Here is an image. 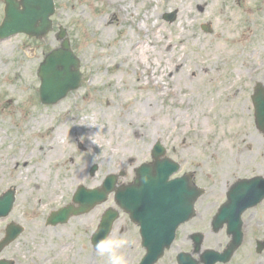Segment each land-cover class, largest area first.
<instances>
[{
    "label": "rangeland",
    "instance_id": "374dc122",
    "mask_svg": "<svg viewBox=\"0 0 264 264\" xmlns=\"http://www.w3.org/2000/svg\"><path fill=\"white\" fill-rule=\"evenodd\" d=\"M116 1L118 5L128 7V22L123 20L114 24L115 17L108 14V11L102 14L100 22L95 21L94 17L103 11V0H53L55 11L50 17L52 30L47 35L41 39L28 38L23 34L8 38L6 44L8 55L0 56L5 65L0 69V134L4 136L28 135L29 141L41 142L45 138L57 137V132L52 129L53 127L66 129L67 134L63 131L66 147L57 151L55 169L52 168V164L49 165V169L50 178L67 184L68 190L65 186L60 187L62 194L57 199V203L42 208L30 192L22 195L18 189V186L26 181L25 174L21 173L25 168V161H19L13 168L0 170V194L11 187L15 189V202L11 211L0 218V239L4 236L5 224L11 221L24 228L23 233L0 252V259L13 260L15 264H108V257L99 255L91 245L90 233L96 229L104 209L116 208L113 197L110 196L106 202L97 205L85 214L72 217L65 224L45 225L48 211L57 210L60 206L70 202L76 186L83 185L95 189L101 186L106 175L118 174L122 171L125 174L117 178V184L132 182L135 177L134 167L151 160L152 145L156 141H160L165 149H168L170 145L175 146L177 151L186 148L189 156L186 167L194 171L197 177L203 178L204 176L205 180H201L200 184L205 183V185L215 183L216 178L211 174L218 176V170L222 166L217 164L222 160L219 159V151H223L226 154L225 161L231 160L230 180L235 171L233 163L235 154L242 152L240 160H244L248 155L243 147L245 143L252 141L251 144L254 146V140L262 138L255 130L250 94L254 83L264 80V44H260L259 54L254 55L259 65L247 74L232 77L235 82L233 88L228 92H221L212 102L211 114L209 116L199 115L200 122L204 119L205 123L208 122V125H205L208 126L209 132L205 137L195 136L193 132L196 128V120L191 112L194 100L196 96H205L208 85L219 83L227 77V71L221 75L222 65L226 64V70L231 69L229 67L234 57L227 59L225 54H217L216 58L219 59V63L205 64L201 62L209 57L206 49H201L200 46L193 47V41L186 46H181L179 49L184 50L181 52L183 61L179 63L177 71L172 69L174 73L168 77L156 73L155 76L159 78L161 84H164L165 89L177 88L180 92V100L183 99V101L182 103L177 102L178 100L171 92L159 95L161 92L155 87L147 86L145 75L141 76V83H138L136 73L139 74L143 68L138 63L132 62L125 46L132 38L136 41L145 35L154 22L160 29L170 33V28L178 22L179 6H170L164 0H148L143 6H140L142 0ZM176 1L189 8L197 17L189 25L188 33L208 37L218 31L225 34L223 29L230 22L229 3L244 0H229V3L224 5L226 17L216 16L213 22L207 21V17L203 16L204 7L198 5L196 0ZM215 3V7H219L221 0H215ZM3 7V0H0V24L4 18ZM76 8L80 9V14H76ZM145 9L156 10L155 17L150 18L149 22L141 19ZM262 11H264V0H246L245 4L240 7L238 22L245 15L254 18L258 14L261 15ZM173 13H175V19L172 22L163 18L165 14ZM259 23L262 24L261 21ZM204 25L209 26V32L204 30ZM60 28L65 30L73 54L79 59L81 83L77 89L68 92L55 104L44 105L38 98L40 79L36 71L44 55L59 47L60 41L56 38V34ZM104 31L106 33H103ZM241 31L238 30L236 33V39L240 41L244 38ZM257 35L252 33L246 45L254 46L258 40ZM108 51L112 52V57L109 59L98 55ZM237 53L239 51L235 54ZM153 58L155 63L152 65L145 63L144 66L148 64L154 68L155 65L161 70L162 63L157 60L156 56ZM204 64L207 65L206 68L201 69ZM183 67L189 70L184 78L179 70ZM190 95L194 100L189 98ZM224 100H227L230 107L221 113L220 103ZM144 102L145 107L141 104ZM237 102L243 103L242 108L236 107ZM138 107L142 111H154L152 118L136 113ZM126 111L128 113H125ZM120 112H122L121 117H119ZM173 114L177 116L178 123L169 122ZM36 115H41L45 123L39 128L35 126V129H30L27 119ZM83 118L86 123H95V127L99 129L95 135H91L90 139L83 133L84 126L79 124V120ZM121 118L128 122L138 121L139 125H143L142 127L147 126L155 138L142 137L140 133L126 129L127 124L123 125ZM144 129L146 130L145 127ZM58 140L57 137L55 141ZM182 140H185L186 146L179 144ZM10 144V140L5 141L0 148L3 160L16 156L17 147L10 146ZM128 145L130 146L127 147ZM111 149L124 154L125 157L109 163L104 161V152ZM200 151H202L199 154L200 157L194 158L195 154ZM32 161L35 159L31 155L27 159V164ZM202 162L204 163L201 169H196V164ZM3 164L7 165L6 162ZM94 164L97 165V170L90 175L89 169ZM79 169L84 170L79 176L80 182L72 186L70 184L71 173H77ZM182 171L183 169L178 173L181 174ZM94 180L97 183L91 185ZM20 195L23 200H20ZM213 213L214 210L210 207L199 211L203 219H209ZM121 218L127 220L128 216L121 215ZM36 222L41 224L47 232L52 233V236H45L44 241L40 243L36 240L30 241L34 245L29 244L28 249H34H29L31 254L24 256L23 241ZM119 237L120 235L116 233L115 237H110V239H119ZM134 246L136 247V244L129 246L130 251L128 245L117 250V254L125 258L126 264H136L142 254ZM56 251L61 253L56 255Z\"/></svg>",
    "mask_w": 264,
    "mask_h": 264
},
{
    "label": "bare ground",
    "instance_id": "6f19581e",
    "mask_svg": "<svg viewBox=\"0 0 264 264\" xmlns=\"http://www.w3.org/2000/svg\"><path fill=\"white\" fill-rule=\"evenodd\" d=\"M164 1L168 2L170 6H179L177 16L178 22L170 28L171 32L166 33L162 30V28L160 29L154 22L153 25H151V27L147 29L146 34L142 35L141 38L136 41L132 38V40L128 41L126 43L125 49L130 53L129 55L130 58H132V62L138 63L140 67L143 68V71H140L139 74L136 73V80L138 81V83H141V76L144 77L145 75V82L147 86H153V88L155 87L157 91L161 92L159 93V95H163L166 92H171L174 98L178 100L177 102L179 103H182L183 99L180 100V92L178 91V89L173 87H171V89L169 90L165 89V86H163L164 84H161L159 82V78L155 76V73L163 74L168 77L174 73L172 72V69L174 71H177L176 69L179 66V63H182L183 61V57H181V52H184V50L181 51L179 49L181 46H186L191 41H193V47L200 46L199 48L206 49L209 53V57L207 60L201 62L205 64L219 63V59L216 58L217 54H225L227 59L234 57V60L232 61V63H230L229 67L231 69L226 70V64L222 65L223 70L221 71V75L225 74L227 71V77L225 79H223L219 83H212L208 85L206 88L207 92H205L204 97L196 96V100H194L192 95L189 96L190 99L194 100L191 112L196 120V128L193 133H195V136L199 135V137H205L206 134L209 132L207 126L208 122L205 123V119L200 122L201 120L199 119V115L209 116L211 114L212 111L210 110L212 109V102L216 98H218L221 92H228L231 90V88H233L235 82L233 81L232 77H237L243 73L247 74L250 70L254 69L256 65H259V62L257 58L254 57V55L257 56L259 54V51L261 50L260 44H264V11L261 12V15L258 14L254 16V18H250L249 16L245 15L238 22V17L240 16V7L245 4L246 0H244L243 2L238 1L237 3L233 2L232 4L229 3V0H221V5L219 7H215V0H196V2H198V5L204 7L203 16L207 17V21L213 22V18L216 16L226 17V11L224 8L225 4L229 3V8L231 9L229 14L230 22H228V24H226L223 29L225 34L218 31L215 32L212 36L203 37L197 33H188L190 31L189 25L194 22L195 18H197L195 16V13L190 11L189 8L183 6V4L178 3L176 0ZM145 2L147 3L148 0H142L140 6H143ZM103 5V11L100 12L96 17H94L95 21L100 22L102 14L107 13V11L108 14H111L115 17L114 24L123 20L125 22L129 21L127 20V6L122 7L121 5H118L116 0H104ZM141 8L143 9V7ZM75 12L76 14H80L81 11L80 9L76 8ZM155 12L156 10L152 11L145 9L144 14L142 15L143 17L141 19H143L144 22H149L150 18L155 17ZM259 21H261L262 24H260ZM233 22H235L234 25ZM238 30H242L241 32H243L244 35V38L241 41L236 39V33ZM103 33H106V31H104ZM252 33L258 34V40L256 41V44L254 46H247L246 44L248 43L249 37ZM7 43L8 40L6 39L0 42V56H3L4 54L5 56L8 55V48L6 45ZM120 48L123 49L124 46H120ZM238 51L239 53L235 54ZM98 55L101 58H104L103 56H106L109 59L110 57H112V52L108 51L105 53H99ZM155 56L157 57V60L162 63L161 70L159 69V67H155V65V69L151 66H148V64L147 66H144L145 63H149L150 65H152V63H155V59L153 58ZM126 60L128 61L127 58ZM205 64L202 65L201 69L206 68L207 65ZM4 66L5 65L3 64V61L0 57V69L4 68ZM187 67L189 68V66ZM58 70L61 71L60 69ZM179 70L183 78L185 77L186 73L188 74L189 71L185 69V67ZM62 72L63 69L61 73ZM141 104L143 107L146 106L145 102ZM242 105L243 103H236V107L239 109L242 108ZM229 107L230 104H228L227 100L221 102V113H224ZM125 113H128V111H126ZM136 113H139L141 116L152 118V113H154V111H142L138 107ZM119 114V117H121L122 112H120ZM27 120V124L30 123V129H35V126L39 128V126L45 123V119L42 118L41 115L32 116L30 119ZM121 120L123 122V125L127 124L126 129H132L137 134L140 133V136L142 137L146 136L150 139L155 138L152 131L147 126H144L146 128L145 130L144 127H142L143 125H139L138 121L128 122V120H124L123 118H121ZM169 122L178 123L179 121L177 116L173 114ZM229 123H231V121ZM79 124L81 126H84L83 128H85V130L83 131V133L86 134L89 139L91 138V135H95L99 131V129L95 127V123H86L84 118L79 120ZM52 129L57 132V137L60 141H55L57 137H50L45 138L41 142H32L29 141L30 139L28 135L4 136L0 134V148L4 145L5 141L8 142L9 140L11 142L10 146L17 147L16 156L11 157L9 160H6L5 158L3 160V155L1 153L2 151L0 150V170L4 171L7 168H13L19 161H25V168L23 169V171H21V173L25 174L26 181L25 183L20 184L18 186V189L20 193L22 192V195H25L27 194V192H30L32 196H34V199H37L38 204H40V207L42 208H46L48 206H52L54 203H57V199L62 194L60 187L65 186L66 190H68L67 184L65 185L62 181L59 182L56 179L50 178L51 171L49 169V165L52 164V168L55 169V166L57 164L55 161V155L57 154L58 150H61L66 147L64 145L65 134L63 133V131L67 134V131L64 128L56 126ZM73 130L74 128L72 129V131ZM27 133L28 132L26 131V134ZM89 143L91 144V142ZM129 146L130 145H128L127 147ZM137 154L139 156H143L142 154ZM31 155L34 156L35 161H32V163L27 164V159H29ZM104 157V161H108L109 163L119 158L121 159L122 157H125V155L119 154L116 150L111 149L110 151L106 150L104 152ZM101 158L102 155L100 159ZM4 162H6L7 165L3 164ZM226 163L228 164L223 165L220 169L221 179H224L227 176V173L231 167L230 160L226 161ZM83 169H79L77 173H71L70 184H72V186L80 182L79 176L83 173ZM96 183L97 181L94 180L91 182V185H95ZM216 188H218V186L215 185V189ZM224 189L227 190L224 186L221 185L219 191L223 192ZM22 195H20V200H23ZM45 236H52V233L47 232L41 224L36 222L35 225L30 228L23 241V245L25 246V250H23L24 256H26L27 254H31L29 249H34H28V245L33 244L30 241L36 240L38 243H40V241H44ZM128 248L130 251L131 248L129 246ZM60 253L61 252L56 251V255Z\"/></svg>",
    "mask_w": 264,
    "mask_h": 264
},
{
    "label": "water",
    "instance_id": "95a60500",
    "mask_svg": "<svg viewBox=\"0 0 264 264\" xmlns=\"http://www.w3.org/2000/svg\"><path fill=\"white\" fill-rule=\"evenodd\" d=\"M5 19L0 26V38L7 37L8 35L23 32L29 36L41 38L51 28L50 15L54 12V5L52 0H4ZM165 18H169L170 21L174 19V14L165 15ZM65 32L63 30L57 35L61 40V46L59 49L51 52L46 56V60L43 64L39 65V77L42 80L40 87L41 99L45 103H54L59 100L69 90L75 89L80 84V75L78 73V59L72 54L69 47L68 40L64 38ZM52 66L61 67L63 69V75L52 74L50 69ZM256 103V118L259 128L262 130L264 127V93L258 91L255 99ZM160 147L156 144L153 157L155 164L152 167H146L143 165L137 171V178L134 185L127 188L116 189V200L121 208L129 212L130 216L134 220H138L142 213V206L144 201L148 198L147 204H151L150 201L153 196L168 197L169 188H180L184 185V178H179L173 182L167 181V176L176 170L168 160H163V163L158 162L160 155ZM96 167H92L91 173L95 171ZM115 177L109 176L105 179L102 189L86 190L80 187L75 194L73 201L78 202L80 207L74 208L72 205H68L57 212L52 213L50 221L53 225L57 222H64L71 214H79L90 209L95 203L106 200L107 194L114 189ZM190 193L192 194L193 187L190 186ZM177 191L175 190V193ZM14 191H8L0 198V217L6 215L10 210L13 200ZM164 205L156 204L148 210V216L144 213L142 220L155 221L156 219L162 220L164 223V229L168 230L169 235H165L164 241L168 243L171 240L173 229H175L177 222L183 220L185 214L188 216L191 214V202L185 211L180 207L172 210V215L168 214L167 210L163 212ZM187 216V217H188ZM186 217V218H187ZM115 218V213L106 211L102 217L99 229L97 233L93 235L92 242L95 246L98 241L104 240L107 233V226ZM138 218V219H137ZM167 220H171L168 223ZM139 221V220H138ZM21 228L15 225H10L7 229L8 235L0 245H4L17 236ZM146 246L150 247L146 242ZM147 247V248H148ZM161 249H157L154 252H150L144 263L151 264V261L155 260L159 256ZM4 264V263H1Z\"/></svg>",
    "mask_w": 264,
    "mask_h": 264
},
{
    "label": "flooded vegetation",
    "instance_id": "af4514ba",
    "mask_svg": "<svg viewBox=\"0 0 264 264\" xmlns=\"http://www.w3.org/2000/svg\"><path fill=\"white\" fill-rule=\"evenodd\" d=\"M251 143L252 141H247L243 146L245 152L248 153L244 160H240L242 155L240 151L233 157L235 171L232 173L230 180L228 174L224 179H221L220 172H218L214 185L200 184L201 180H205L204 176L199 178L194 171L184 170V174L192 172L189 177L194 184L205 188L204 193L194 203L195 211H202L210 207L217 212L221 207L227 205L229 189L236 190L232 195L230 206L235 212L241 211L239 223L243 233L242 237L245 236L247 239L246 245L245 243L241 244L227 264H264V249L259 252L257 247V243L264 240V132L262 139L254 140V146ZM170 152L176 158H181L183 168H186L185 165L189 161L187 149L183 148L176 153L175 148L172 147ZM200 153L197 152L195 155L199 157ZM200 168L201 164H196V169ZM245 179L251 180V182L248 185L240 184ZM215 185H218V188H212ZM221 185L227 190L224 189L223 192H220ZM204 197H206V200L203 199ZM232 225L233 222L225 221L222 226L214 228V221L210 218L187 221L178 229L177 238L175 239L178 243L172 250V256L169 257V264H177L176 258L180 252L191 254L195 260L194 264H203L202 250H195V244L197 245L195 239H193L195 233L203 234L202 237L197 235L202 238L203 248L208 247L221 251L230 242L231 236L228 233V226ZM114 228L115 230L111 232L113 236L118 233L120 235L119 239L128 241V246L140 243L139 226L133 222L128 220L118 221Z\"/></svg>",
    "mask_w": 264,
    "mask_h": 264
},
{
    "label": "clouds",
    "instance_id": "9594fccd",
    "mask_svg": "<svg viewBox=\"0 0 264 264\" xmlns=\"http://www.w3.org/2000/svg\"><path fill=\"white\" fill-rule=\"evenodd\" d=\"M128 241L124 239H105L98 241L95 245L97 253L108 257V264H126L122 255L117 254V250L125 247Z\"/></svg>",
    "mask_w": 264,
    "mask_h": 264
}]
</instances>
